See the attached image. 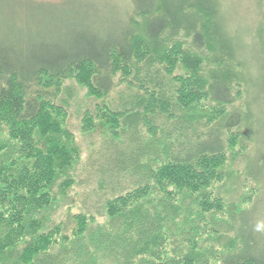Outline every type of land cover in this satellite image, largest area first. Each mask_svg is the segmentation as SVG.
I'll use <instances>...</instances> for the list:
<instances>
[{
    "label": "trees",
    "instance_id": "obj_1",
    "mask_svg": "<svg viewBox=\"0 0 264 264\" xmlns=\"http://www.w3.org/2000/svg\"><path fill=\"white\" fill-rule=\"evenodd\" d=\"M62 1L12 0L27 24L0 34V264H264V63L244 51L264 55V16L245 31L255 0H127L110 19L77 9L81 20L58 34L36 24ZM175 67L184 73L169 76ZM117 74L141 92L130 114L145 126L158 118L159 133L141 144L135 179L106 200L104 226L82 214L71 229L50 225L79 157L55 119V85L73 75L107 94ZM113 122L116 136L128 129ZM234 129L251 146L242 172L254 184L238 200L220 193L222 135Z\"/></svg>",
    "mask_w": 264,
    "mask_h": 264
},
{
    "label": "rangeland",
    "instance_id": "obj_2",
    "mask_svg": "<svg viewBox=\"0 0 264 264\" xmlns=\"http://www.w3.org/2000/svg\"><path fill=\"white\" fill-rule=\"evenodd\" d=\"M3 2L0 8V34L4 32L3 35H5V31L13 30L12 24L25 27L27 23L22 20L23 16L17 23V9L12 0H4ZM126 2L127 0H64L50 7L45 6L44 15H42L44 19L40 21V18L37 17L35 22L37 25L42 24V29L58 34L72 25L73 20H81L80 15H77V9L96 8L102 11L106 18L110 19L115 16L114 11H116L117 4L124 6ZM254 2L250 11H245L248 16V21L245 24L246 32L254 24L255 15L256 19L264 16V0L263 2L256 3V0ZM118 12L116 11V13ZM56 15L58 21H55L57 19L49 20L51 16ZM45 20V23H41ZM7 25L11 26L7 28ZM244 34L242 39L246 40ZM250 43L248 42L246 45ZM256 45L259 46V43ZM244 51L245 55L259 59L258 64L264 63V55L260 53L261 50L258 48H255L254 55L250 49H244ZM170 73L172 74L169 76L174 77L184 73V71L182 72L181 68L175 67ZM253 74L261 76L260 68L255 69ZM114 80L115 85L111 90L107 94L100 93L101 95L88 90L77 82L73 75L67 76L55 85L57 93L54 103L62 108V111L55 115V119L59 121L61 130L67 133L68 141L76 147L79 157L68 174L72 182L65 189L66 195L58 196L57 204L47 215L50 225L63 222L68 229H71L75 225L73 215L82 214L95 217L94 229L98 226H104L106 214L103 208L106 200L124 190L129 182L135 179L137 174L133 171L129 172V169L141 160V156L138 157L139 150L143 148L141 144L151 137V129L156 130L153 133H159L155 128V125H159L158 118H154L156 120L154 124L145 126L140 120L135 119V115L130 114L131 111L138 110L135 100L138 95H141V92L134 86L119 82V74L115 76ZM169 85L166 88L167 94H172L177 83L170 80ZM250 92H253V89L250 88ZM252 97L253 94H251ZM240 102L241 99H238L235 106L239 105ZM101 106H106L118 113L117 116L114 115V120H109L106 115L104 117L103 110H100ZM158 109L159 107H154L150 114L158 117ZM108 121L127 123L128 129H124L120 135L116 136L115 133H119L118 127L111 126L112 124L110 125ZM150 125L151 128H149ZM188 127L187 135L197 130L194 127L198 128L196 123L188 124ZM222 137L227 157L224 171L230 176H228L226 185L220 193L224 195V198L238 200L242 194L250 195L251 189L254 187L253 183L245 179L242 172L245 155L250 151L251 146L248 142L245 144V141L241 139L238 129L229 132L224 131ZM157 140L160 142L162 137L157 136ZM62 180L63 178L56 183V186H59ZM54 190L57 194L60 193L57 187Z\"/></svg>",
    "mask_w": 264,
    "mask_h": 264
}]
</instances>
